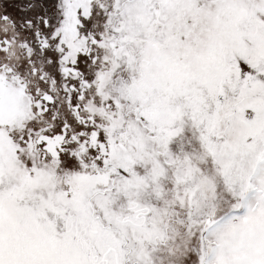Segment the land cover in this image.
<instances>
[{
	"label": "snow or ice",
	"instance_id": "1",
	"mask_svg": "<svg viewBox=\"0 0 264 264\" xmlns=\"http://www.w3.org/2000/svg\"><path fill=\"white\" fill-rule=\"evenodd\" d=\"M0 264H264V0H0Z\"/></svg>",
	"mask_w": 264,
	"mask_h": 264
}]
</instances>
